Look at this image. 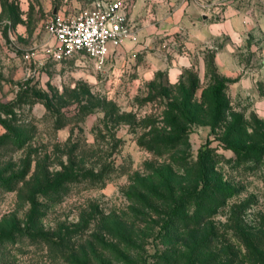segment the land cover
<instances>
[{"label": "rangeland", "instance_id": "rangeland-1", "mask_svg": "<svg viewBox=\"0 0 264 264\" xmlns=\"http://www.w3.org/2000/svg\"><path fill=\"white\" fill-rule=\"evenodd\" d=\"M94 1L0 0V231L16 240L0 245V264H69L75 255L113 261L111 233L130 225L142 241L131 253L150 260L165 246L159 223L166 206L144 200L154 189L169 195L164 185L176 194L198 188L197 151L208 139L209 185L232 195L207 220L217 243L238 245L234 234L264 219V153L248 150L264 144V0H121L135 41L102 63L51 54L49 16ZM184 56L187 65L179 63ZM170 67H180L175 81ZM218 81L223 106L211 131L210 89ZM182 90L197 101L195 120L185 140L158 153L153 141L170 129L166 103ZM89 212L95 217L84 226ZM63 226L77 232L71 256L54 259L31 233Z\"/></svg>", "mask_w": 264, "mask_h": 264}, {"label": "trees", "instance_id": "trees-1", "mask_svg": "<svg viewBox=\"0 0 264 264\" xmlns=\"http://www.w3.org/2000/svg\"><path fill=\"white\" fill-rule=\"evenodd\" d=\"M222 82L218 81L210 89V97L212 104V120L211 131L215 129L220 109L223 106L221 102V88ZM194 85L191 86V92L194 90ZM167 95L166 92H163ZM167 108H170L164 117L166 125L170 129L165 133L169 134L168 137L161 138L153 143L159 145L158 153L161 151H169L181 141L185 140L187 132V123L195 120L197 101L190 95V91L185 92L179 98H170L166 103ZM171 110H175L171 112ZM157 130V135L161 133ZM220 139L228 141V130L221 136ZM26 139V138H25ZM209 140V139H208ZM208 140L199 146L197 151L199 178L201 185L198 188L192 189L190 192H179L176 194L175 189L170 186L164 185L162 189L167 192V196H163L162 191L154 189L151 191L145 203L149 205L157 201H162L166 206L165 211L160 215L159 223V237L160 242L164 247L155 248L148 257L137 256L136 251L131 253L134 249H141L140 237L136 232V228L130 225V229L119 228L111 233L108 228L103 231L111 233L113 241V251L116 253L115 259L102 261L100 264H264V239H259L264 236V219L260 222L259 227L243 229L240 228L234 235L239 240L238 245H234L228 238V242H220L218 233L213 229L212 225L208 222V218L215 212L216 205L220 201H225L232 194H214V190L209 185V173L211 171V153L210 148L207 146ZM234 149L242 152L241 148L232 145ZM253 153H264V144L257 149L248 148ZM248 157L249 154H244ZM253 155V154H250ZM33 202V201H32ZM91 216H86L84 226L88 225V221L94 219V214L89 212ZM137 214V213H136ZM41 214L38 212V207L33 202L29 217L39 219ZM143 220L145 215L141 213ZM125 225V224H124ZM236 227H239L237 225ZM30 229L33 226H29ZM76 230L69 229L63 226L59 231H34L31 234L35 237L36 241H41L53 250L52 257L67 258L71 256L69 253L71 249L72 235L76 234ZM25 234V232H21ZM22 234V235H23ZM31 234H27L30 236ZM92 236V235H91ZM93 239L97 238L96 232L93 234ZM89 237L84 242L90 243L92 240ZM103 243H105V239ZM14 235L6 231H0V245L5 243H14ZM74 256L69 259V264H91L87 255ZM76 259V260H75ZM141 259V260H140Z\"/></svg>", "mask_w": 264, "mask_h": 264}, {"label": "built area", "instance_id": "built-area-1", "mask_svg": "<svg viewBox=\"0 0 264 264\" xmlns=\"http://www.w3.org/2000/svg\"><path fill=\"white\" fill-rule=\"evenodd\" d=\"M45 27L53 41L51 54H83L97 63L118 46L137 38L121 0H96L88 9L76 13L53 12Z\"/></svg>", "mask_w": 264, "mask_h": 264}, {"label": "crops", "instance_id": "crops-1", "mask_svg": "<svg viewBox=\"0 0 264 264\" xmlns=\"http://www.w3.org/2000/svg\"><path fill=\"white\" fill-rule=\"evenodd\" d=\"M179 59V63H182L184 65H187L188 63H190V60H188V58L186 56L178 58ZM171 68V67H170ZM180 72V67H172L169 71V79L170 81H175L178 77V73Z\"/></svg>", "mask_w": 264, "mask_h": 264}]
</instances>
